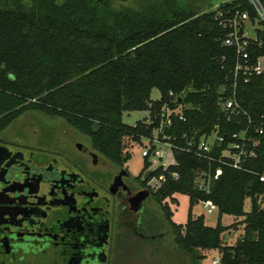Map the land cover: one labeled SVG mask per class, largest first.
<instances>
[{
	"label": "trees",
	"instance_id": "obj_1",
	"mask_svg": "<svg viewBox=\"0 0 264 264\" xmlns=\"http://www.w3.org/2000/svg\"><path fill=\"white\" fill-rule=\"evenodd\" d=\"M238 2L251 12L245 0L230 4ZM222 3L194 12L170 3L135 9L112 6L110 0H0V132L26 112H41L63 119L88 136L98 153L123 166L130 158L123 152L124 139L138 143L151 138L162 108L183 104L185 121L173 117L172 127L163 130L174 146L176 163L166 170L157 167L143 185L151 177L164 176L150 194L171 228L174 244L188 257L198 260L204 255L197 250L217 249L219 264H264V205L258 202L264 195V181L259 180L264 174V136L255 156L240 169L218 160L221 147L212 149V160L197 153L203 132L217 126L231 134L248 117L264 116V73L239 83L234 92L238 109L231 112L221 104L233 94L235 57L234 50L223 45L227 29L216 18ZM250 54L254 61L264 55V47L253 46ZM154 88L158 100L150 99ZM169 91L184 92L181 103L172 101ZM136 110H147L148 121L125 124L122 114ZM148 166L145 158L142 171ZM218 167L222 173L210 181L208 191L199 189L197 173H213ZM176 193L189 200L183 224L171 220L165 202L175 203ZM247 198L250 209L245 212ZM200 201L216 205L215 226L206 225L203 214L191 215ZM223 214L243 217L244 234L234 245L221 238L233 227L221 225Z\"/></svg>",
	"mask_w": 264,
	"mask_h": 264
},
{
	"label": "flooded vegetation",
	"instance_id": "obj_2",
	"mask_svg": "<svg viewBox=\"0 0 264 264\" xmlns=\"http://www.w3.org/2000/svg\"><path fill=\"white\" fill-rule=\"evenodd\" d=\"M38 141L0 149V264H109L116 237L160 228L143 176L75 137Z\"/></svg>",
	"mask_w": 264,
	"mask_h": 264
},
{
	"label": "rangeland",
	"instance_id": "obj_3",
	"mask_svg": "<svg viewBox=\"0 0 264 264\" xmlns=\"http://www.w3.org/2000/svg\"><path fill=\"white\" fill-rule=\"evenodd\" d=\"M226 0H110L112 6L115 7H132L135 9L149 8L156 3H167L176 7H186L194 12H201L204 9H215ZM166 4V5H165ZM261 67L264 70V58L261 60ZM160 97L159 91L154 88L150 93L151 100H158ZM183 105V104H182ZM185 106V105H184ZM182 109L179 105L177 108ZM149 113L147 110H136L124 112L122 114V121L128 125H134L138 120L148 121ZM63 137H75L76 140L90 145L89 137L76 131L65 121L59 117H49L41 112L30 111L15 119L5 129L0 132V145H4L7 149L13 148L14 145L23 142L27 138V143L31 145L40 142L47 143L52 146L54 144H61ZM125 150L124 154L129 153L130 158L124 164V168L134 178H138L144 174L142 150L150 143L147 138H142L140 143H135L130 139H124ZM91 146V145H90ZM158 147L164 151V157L158 160L157 164H149L148 170H153L163 162L170 164L174 158L169 146L165 144H158ZM127 150V151H126ZM152 155L147 158V161L155 162ZM157 179H155V182ZM176 199L174 203L170 199H166L169 209L172 211L171 220L177 224H183L186 221L189 210L188 196L185 194L176 193L173 195ZM149 208L159 214L162 218V225L160 228L143 230V234L147 238L139 237L138 234L128 235L124 237H116L112 251L109 254L111 261L109 264H214V260H219L220 253L217 249L197 250L196 254L204 255L201 259H192L184 254L173 242L171 235V228L167 221L162 217L161 208L155 204L152 197L146 202ZM151 206V207H150ZM250 209V200L247 198L244 204V211ZM200 214L204 216V222L208 226H215L218 221V210L214 209L208 213L199 202L191 208V215L196 217ZM151 215V216H150ZM150 218L152 214H150ZM155 219V218H154ZM243 217H235L232 215L223 214L220 216L219 222L221 225L229 227L221 234L223 242L227 245H234L235 242L244 234V225L242 223ZM163 232V234H162ZM219 264V262L217 263Z\"/></svg>",
	"mask_w": 264,
	"mask_h": 264
},
{
	"label": "built area",
	"instance_id": "obj_4",
	"mask_svg": "<svg viewBox=\"0 0 264 264\" xmlns=\"http://www.w3.org/2000/svg\"><path fill=\"white\" fill-rule=\"evenodd\" d=\"M232 1L235 0H228V4L218 10L216 14L219 25H221L224 29H227V33L223 39V45L232 48L235 54L232 71L233 82L231 83V90L233 94L229 97H223L221 99V104L224 109L230 110L231 112L239 108L238 101L234 97V92L239 83H246L249 77L253 74L264 73V70L261 67V60L264 58V55H258L253 61L250 54V49L253 46L264 47V0H245L250 6L251 12L246 9H241L240 2L232 6L230 4ZM225 89L226 87L223 86L221 92ZM184 94V92L177 94L169 91L168 96L172 98V101L175 102L178 100L179 103H181ZM180 106L182 107V104H180ZM178 107L179 105L174 108H170L165 105L162 108L161 121L158 127L153 129L152 137L147 138L150 143H148L146 145L147 147L141 152L144 159L148 158L150 155L156 158L154 163L149 161V164H157L158 160L163 159L165 155L164 151L158 147V144H165L169 146L173 155L174 146L169 141V136L163 133V130L172 127L173 117H177L178 120L185 121V117L181 114V109H177ZM161 133L162 139L159 137V134ZM261 136H264V116L261 115L257 118L248 117L246 124L231 134L221 133L217 126L200 134L197 140V153L199 156L212 160L213 158L209 156L212 149L215 146L217 148L221 147L218 160L220 162H227L232 169H240L241 163L244 160L255 156V148ZM175 163L176 161L174 158L172 163L166 164L163 162L157 167H161L163 170H166L169 165ZM153 170H151V172ZM221 173L222 169L220 167L216 168L213 173H210V171L198 172L196 185L199 189L208 191L210 181L212 179H216L221 175ZM172 176L174 179H177L176 173H172ZM155 179H157L156 182ZM259 180L264 181V174L259 176ZM164 181L165 178L163 175L159 177H151L147 181L146 187L150 190H155ZM200 202H202L203 208H205L208 213L217 209L216 205L211 201ZM258 202H261L262 205H264V195L258 196ZM218 262L219 260L213 261L214 264H217Z\"/></svg>",
	"mask_w": 264,
	"mask_h": 264
},
{
	"label": "water",
	"instance_id": "obj_5",
	"mask_svg": "<svg viewBox=\"0 0 264 264\" xmlns=\"http://www.w3.org/2000/svg\"><path fill=\"white\" fill-rule=\"evenodd\" d=\"M228 4V0L222 3L220 6L225 7ZM0 149L8 150L4 145H0ZM149 174H151V170H146L143 174V178H146ZM149 192L148 190H141L136 194V205L138 206L147 196Z\"/></svg>",
	"mask_w": 264,
	"mask_h": 264
}]
</instances>
